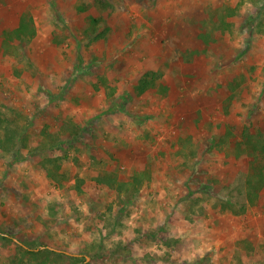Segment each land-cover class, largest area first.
<instances>
[{
    "label": "rangeland",
    "instance_id": "obj_1",
    "mask_svg": "<svg viewBox=\"0 0 264 264\" xmlns=\"http://www.w3.org/2000/svg\"><path fill=\"white\" fill-rule=\"evenodd\" d=\"M149 72L165 92L136 95ZM246 128L264 142V0H0V264L32 263L15 242L78 257L48 264H264V188L223 208Z\"/></svg>",
    "mask_w": 264,
    "mask_h": 264
},
{
    "label": "trees",
    "instance_id": "obj_2",
    "mask_svg": "<svg viewBox=\"0 0 264 264\" xmlns=\"http://www.w3.org/2000/svg\"><path fill=\"white\" fill-rule=\"evenodd\" d=\"M225 20H221L220 31L223 32L225 25ZM218 31V30H215ZM16 37H33L35 30L31 19L26 17L21 18L20 24L14 31ZM5 35V33H3ZM216 38L218 36H215ZM211 37L210 42H216L217 39ZM204 39V37H201ZM80 71V70H77ZM160 75L157 72H149L141 77L134 91L136 95H142L146 92H154L158 87L160 91H164V87L159 85ZM165 92V91H164ZM249 130L246 128L243 130L242 138L245 140V145L247 150L250 152L252 161L248 168H242L238 172L233 173L229 180L227 181V193L224 199L223 208L228 209L231 213L235 215L243 214L246 210L257 204L260 193L264 188V142L261 144H255L251 141V136ZM4 239L11 240L10 237L3 236ZM18 252L22 257L28 261H32L31 264H48L54 261L55 258L71 259L74 261L78 260V257L62 252H57L55 250L49 249L47 247H38L36 249H29L22 245L20 242H15ZM12 264H23V260L16 256L12 257Z\"/></svg>",
    "mask_w": 264,
    "mask_h": 264
},
{
    "label": "crops",
    "instance_id": "obj_3",
    "mask_svg": "<svg viewBox=\"0 0 264 264\" xmlns=\"http://www.w3.org/2000/svg\"><path fill=\"white\" fill-rule=\"evenodd\" d=\"M146 93H149V92H146ZM152 93V92H151ZM145 94V93H144ZM78 109H76L75 111H77Z\"/></svg>",
    "mask_w": 264,
    "mask_h": 264
}]
</instances>
